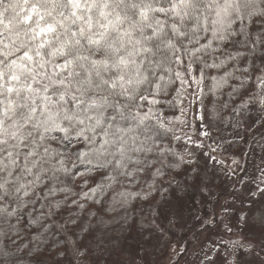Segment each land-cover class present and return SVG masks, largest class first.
Listing matches in <instances>:
<instances>
[{"label": "snow or ice", "instance_id": "snow-or-ice-1", "mask_svg": "<svg viewBox=\"0 0 264 264\" xmlns=\"http://www.w3.org/2000/svg\"><path fill=\"white\" fill-rule=\"evenodd\" d=\"M208 79L264 101V0H0V264L69 204L139 195L120 186L178 155L168 120L185 117L164 116V97ZM91 173L76 192L68 177Z\"/></svg>", "mask_w": 264, "mask_h": 264}, {"label": "rangeland", "instance_id": "rangeland-1", "mask_svg": "<svg viewBox=\"0 0 264 264\" xmlns=\"http://www.w3.org/2000/svg\"><path fill=\"white\" fill-rule=\"evenodd\" d=\"M212 84L205 93L194 81L181 93V82L177 106L161 105L164 116L185 117L168 120L164 146L178 155L140 187L121 186L139 193L131 200L115 192L77 205L59 264H264V101L245 103L247 89L233 95L230 86L217 96ZM83 183L95 186L88 174Z\"/></svg>", "mask_w": 264, "mask_h": 264}, {"label": "trees", "instance_id": "trees-1", "mask_svg": "<svg viewBox=\"0 0 264 264\" xmlns=\"http://www.w3.org/2000/svg\"><path fill=\"white\" fill-rule=\"evenodd\" d=\"M199 67V66H198ZM181 82H177L173 85L172 90L164 97L165 103H163V106L165 110L166 108H169L171 103H175L177 106L178 104V89L180 87ZM170 133L166 137V141L169 138ZM78 158L73 156L72 157V163H77ZM158 164V163H157ZM150 167V170L143 173L141 176V179L139 183L133 184V185H127L133 186L134 188L140 187L142 184H145L150 176V173L152 169L157 165ZM83 170L82 167L78 169V171ZM83 176H71L68 177L70 184L74 187L76 192H85V188L83 187ZM90 178L95 182L96 187L97 183H99L103 176L100 173H91L88 174ZM123 186V185H121ZM120 186V187H121ZM115 190L107 192L105 195H103L100 200L96 201H108L110 200L114 194ZM111 197V198H110ZM73 200L80 199V197L73 196ZM83 202V201H82ZM87 204V202H86ZM77 205L69 204L66 209H59L56 214L47 220H45L42 224L37 225L36 229L29 230V235L31 236V246L23 249L16 257V264H59V261L56 260L57 254L60 252V250L65 249L69 245V239L67 234L70 233V223L72 222L71 214L75 213V208ZM43 224H50L51 227L44 230L40 238L37 239L36 233L40 231V229L43 228ZM23 241H20V244H22ZM19 244H17L15 247L19 248Z\"/></svg>", "mask_w": 264, "mask_h": 264}]
</instances>
